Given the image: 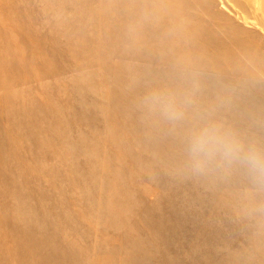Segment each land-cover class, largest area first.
<instances>
[{
	"label": "bare ground",
	"instance_id": "obj_1",
	"mask_svg": "<svg viewBox=\"0 0 264 264\" xmlns=\"http://www.w3.org/2000/svg\"><path fill=\"white\" fill-rule=\"evenodd\" d=\"M221 2L232 6L236 15L241 18L240 21L231 17L235 25L230 26L236 31L235 35L225 34V30L216 26L218 24L215 20L216 25L210 21L212 16H224L223 12L220 13L222 16L218 14V10L215 13L213 11L214 5H219L220 0H29L25 12L19 0H0V19H4L7 25L10 24L9 31L0 33V115L8 120L9 128L10 125L17 126V135L9 128L6 131L5 140L10 142L9 152L0 150V234H6L1 249L10 254L20 253V258L23 255L19 263L54 264L50 260L46 261V256L38 259L33 245H27L19 239L20 229L37 233L34 238L47 232L54 244L62 243L65 240L64 234L74 239L81 238L88 243V228L91 223L86 226L87 223L82 218H92L95 215L92 211L95 208L90 201L92 199L87 198V194L96 192L100 176L97 171L98 162L100 158H104L101 155V129L105 107L108 108L107 101L112 104L124 99L123 95L114 94L109 83L114 75L110 60L115 54H121L125 58H132V55L140 57V66L143 71H147L143 68L147 64L151 67L167 61L157 51V45H160L164 49L163 53L168 57L173 53L169 58H178L188 71L202 70L204 74L197 71V77L202 80L200 86L205 95L200 103L194 105L193 101L187 115L190 118H200L202 123L207 120L218 121L217 115L224 109L222 98H226L230 105L224 113L227 117L230 115L234 122L232 121V125L229 123L230 126L223 124L233 129L246 143L264 147V130H260L264 129V112L260 109L264 108V66L259 63L260 57L256 53L246 54L238 44L248 40L249 36L246 35L249 31L245 29L247 26L255 32L254 41L264 48V26L261 25L260 18L256 17L257 8H263L264 3L261 0H256V4L255 0ZM204 4H209L207 9L213 7V13H209L211 9L207 11L210 15L206 19L213 24L204 21ZM32 5L40 16L37 18L39 25L35 29L28 25L21 27L20 23L26 19L24 14L27 17L32 14ZM194 9L199 15L194 13ZM44 15L47 25L51 27L48 36L40 24ZM230 16L228 15L229 18ZM204 24L208 25L204 27ZM32 35L40 37L38 43L31 40ZM173 38L175 43L171 42ZM201 39H205L204 42L208 44L199 46ZM166 45L169 47H165ZM210 48L214 50L210 51ZM43 54H52V59H43ZM38 56L43 61L40 64L38 61L37 68H34L31 61ZM180 63L172 64L169 61L165 64L181 67ZM225 66L230 69H225ZM68 74L71 78L67 85L62 86L63 95L53 96L56 83H61L58 80H64ZM237 76L247 79L249 86L257 94L258 104L253 105L247 99L234 96L239 85L233 84L231 79ZM151 79L153 86L158 88L155 79ZM34 82L39 85L38 89L46 95V99L40 103H21L16 100L19 95L23 98L17 88H26L24 93L29 94ZM36 84L32 85L34 92H37ZM173 86L177 88L175 93H182L178 87L182 86L179 81ZM2 93L6 95L2 96ZM148 93L151 94V91ZM13 95L15 97L12 98ZM134 97L131 100L138 99ZM117 104L121 106V103ZM129 104L132 102L129 101ZM210 111L215 112L211 117L206 115ZM237 114L242 115L243 123L239 122ZM157 119L160 123L163 122L162 119ZM91 120L98 122L96 130L86 129L89 126H85V123ZM5 125L7 128L8 125L3 124ZM139 128L135 137L153 154H149L151 159L168 158L180 163L179 154L183 151L182 163L186 161L187 148L181 145H186L190 132L196 127L188 128L186 121L176 122L175 128H171L174 132L170 133V141L157 139L153 132L148 131L147 123ZM242 129H246V132ZM56 139L63 143L55 144ZM175 145L180 148L173 149ZM28 150L36 151L42 161H29ZM187 160L190 163L189 156ZM19 163L27 168L29 179L32 178L30 168L47 165L44 177L37 176L43 179L37 183L34 196L53 207L51 219L49 216L48 219L40 217L37 222L30 220V210L25 207L35 206L36 203L30 204L24 194V198L19 200L20 193L24 190L20 184L14 185V189L12 187V182L16 179L12 167ZM186 171L191 175L197 173L191 164ZM207 172L219 179H234L238 174H244L251 180L242 168ZM18 176L21 178V175ZM208 180L204 179L203 182ZM11 192L20 193L12 200ZM11 207L17 208L14 213L9 212ZM39 212L40 210L36 214ZM8 240H12L14 244H9ZM10 245L14 247H8ZM27 250L33 251L35 258L28 256ZM65 256L66 254H62L59 259L71 264Z\"/></svg>",
	"mask_w": 264,
	"mask_h": 264
},
{
	"label": "rangeland",
	"instance_id": "obj_2",
	"mask_svg": "<svg viewBox=\"0 0 264 264\" xmlns=\"http://www.w3.org/2000/svg\"><path fill=\"white\" fill-rule=\"evenodd\" d=\"M28 1L21 0L20 2L19 0L24 12ZM261 2L264 3V0ZM208 5H202L203 10L206 8L202 14L204 21L211 23L206 20L210 15L207 11L210 9L211 11L214 9V13L218 10V14L223 12L224 16L220 14L223 18L221 16L214 18L211 15L210 21L213 23L216 21L218 25L216 22L211 24L225 30V34L235 35L236 31L230 26L235 25L231 17H236L240 21L241 18L236 15L232 6L222 3L221 0L219 5H214V8L213 5L211 6L213 9H207ZM194 11L196 15H199L196 9ZM211 11L209 13H213ZM226 14L231 15L230 18ZM24 15L26 19L20 23L21 27L28 25L35 29L39 25L37 18L40 16L35 12L34 5H32V14L29 15L31 18ZM256 17L260 18V23L264 26V7L257 8ZM40 24L43 25L44 32L48 36L51 27L47 25L45 15L41 17ZM208 24L203 26L206 27ZM9 27L10 24L7 25L4 19H0V33L9 31ZM245 29L249 31L246 35L249 36L248 40L238 44L244 53H256L263 67L264 48L254 41V30L247 26ZM39 39L40 37L32 35L31 40L34 43H38ZM174 41L173 38L171 42L175 43ZM204 41L205 39H201L199 46L208 44ZM213 50L210 48V51ZM157 51L167 59L166 62L180 63L176 57L172 60L169 58L174 55L173 53L169 57L163 53L162 46L157 45ZM51 55L43 54V59L47 57L52 59ZM43 59L40 56L34 58V61H31L32 66L37 68V62L39 61L40 64ZM110 61L114 73L112 81H109L110 87L115 95H123L124 99L112 104L107 101L108 108L105 107V118L101 129L102 139L100 138L103 144L101 155L104 158H100L98 162L97 171L100 172V176L97 180L96 192L91 195L87 194V198L92 199L90 201L95 208L92 210L95 215L92 218L88 216L82 218L87 223L86 226L91 223L88 228L90 232L88 243L81 238L74 239L64 234L65 240L54 244L47 232L34 238L37 233L27 229L18 231V235H21L19 239L25 241L27 245H33L39 260L46 256V261L50 260L54 264H67L66 261L63 263L59 259L62 254H66L65 257L69 258L71 264L72 262L77 264H264V187H258L244 174H238L234 179L227 180L219 179L209 172H197L191 175L186 171L191 164L187 160L188 154L185 155L186 161L183 163V151L179 154L180 163L168 158L151 159L150 155L153 156V154L149 153L145 145L135 137L138 135L139 127L147 123L148 131L153 132L155 137H158L157 139L170 141V133L174 132L172 129L175 128L176 122L166 120L158 110L149 107L145 102L146 98L156 92L175 93L177 88L173 85L179 81L182 86L178 87L182 93L190 90L193 85L199 86L193 97L194 105L198 104L204 98L205 93L200 86L202 80L197 76L198 72L203 74L204 72L200 69H189L188 71L181 63V67H175L165 64L166 62L151 67L147 64V68L143 67L147 71H143L140 66L142 65L140 57H133V55L132 58H125L121 54H115ZM48 65L51 67L50 64ZM225 69H230V67L225 66ZM188 73L189 81L187 80ZM70 78L68 74L64 80H58L61 83H56L55 88L52 87L53 96L63 95L62 86L67 85ZM151 78L155 79L158 88L153 86ZM231 82L239 85V90L234 94L236 98L247 99L253 105L259 103L257 94L249 86L245 77H233ZM32 85L29 94L24 93L26 88L18 87L23 98L21 99L19 95L16 100L21 103H40L46 99V95L38 89L39 85L36 84L37 92L33 91L34 86ZM149 91L151 94L148 93ZM4 95L6 94L2 93V96ZM134 96L138 97L135 101L131 100L135 98ZM4 98L10 100L7 97ZM222 100L224 109H221L222 112L217 115V118L219 122L230 126L234 122L233 118L230 115L227 117L224 113L230 103L226 98ZM129 101L132 104H129ZM117 103H121V106ZM260 109L264 112V108ZM214 113L210 111L206 115L211 117ZM237 117L240 123L244 122L241 114H237ZM157 118L162 119L163 122L160 123ZM191 118L186 111L185 118L177 122L185 123L186 121L188 128L197 127L202 123L200 118H192L193 120ZM262 123L259 122V124ZM3 124H7L8 127L6 128ZM96 124L98 122L91 120L87 121L85 126H89L86 128L88 130H96ZM259 124L257 123L258 127ZM8 128V120L0 115V150L4 153L9 152L10 142L5 140ZM9 129L17 135L16 125H10ZM242 130L246 132V129ZM61 143L63 142L55 140V144ZM187 144L188 141L181 147L187 148ZM179 148L180 146L173 147L175 150ZM35 152L28 150L29 161H42ZM7 166L9 167V162ZM46 167L47 165H42L34 169L30 168L32 181L23 164L19 163L12 167L13 175L16 177L12 182V187L14 189V185L20 184L24 192L22 194L11 192V199L15 200L20 193L19 200L25 197L30 204L35 202V206L33 204L31 207H25L30 210L28 213L30 217L32 216L30 220L35 222L40 217L48 219L50 216V219L52 218L53 207L47 206L44 201L34 196L36 187H38L37 183L43 179L37 176L44 177V173L47 172ZM18 175H21V178ZM207 178L208 182H203ZM16 209L11 207L9 212L14 213ZM38 210L40 212L36 214ZM5 236L3 233L0 234V247L4 245L2 241ZM66 238L69 239L66 240ZM8 241L9 244H14L12 240ZM8 247H14V245ZM27 252L28 256H35L33 251L27 250ZM18 254L20 253L10 254L7 250L0 248V264H23L19 262L24 256L21 255L20 258Z\"/></svg>",
	"mask_w": 264,
	"mask_h": 264
},
{
	"label": "clouds",
	"instance_id": "obj_3",
	"mask_svg": "<svg viewBox=\"0 0 264 264\" xmlns=\"http://www.w3.org/2000/svg\"><path fill=\"white\" fill-rule=\"evenodd\" d=\"M198 88L193 85L183 93L156 92L145 102L174 123L185 118ZM187 152L191 166L197 172L242 168L255 185L264 187V147L246 143L221 122L207 120L194 128L188 137Z\"/></svg>",
	"mask_w": 264,
	"mask_h": 264
}]
</instances>
